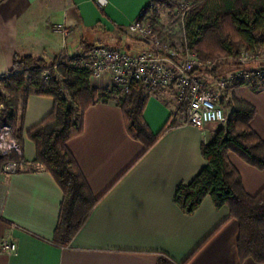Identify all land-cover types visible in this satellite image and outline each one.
<instances>
[{
  "label": "crops",
  "instance_id": "1",
  "mask_svg": "<svg viewBox=\"0 0 264 264\" xmlns=\"http://www.w3.org/2000/svg\"><path fill=\"white\" fill-rule=\"evenodd\" d=\"M150 2L4 0L0 3V75L8 72L16 53L54 61L71 57L91 38L96 44L143 49L145 41L126 30ZM57 24L69 33L64 36ZM93 83L109 87L110 79L105 76ZM250 86L254 90L240 86L238 93L256 107L252 126L264 139V84L258 89ZM148 92L144 118L157 132L179 100L168 93ZM53 105L52 97L30 96L25 129L40 122ZM203 140L201 129L182 123L135 162L144 146L128 135L122 109L114 101L90 106L83 133L69 140L68 147L92 191L105 195L71 243L60 246L53 239L63 193L53 176L42 168L0 173V242L10 239L17 244L14 252L0 250V264H157L161 252L181 262L206 238L186 264H260L252 258L240 260L239 223L229 218L227 205L216 208L208 196L188 215L174 202L176 185L191 181L206 164ZM23 145L32 167L35 145L28 138ZM229 158L249 193L264 186V170L233 152Z\"/></svg>",
  "mask_w": 264,
  "mask_h": 264
},
{
  "label": "trees",
  "instance_id": "2",
  "mask_svg": "<svg viewBox=\"0 0 264 264\" xmlns=\"http://www.w3.org/2000/svg\"><path fill=\"white\" fill-rule=\"evenodd\" d=\"M186 1H193L194 5L184 26L200 62L205 66L210 64L201 69L207 79L219 74L217 69L225 61H237L243 50L264 49V0ZM176 2L151 0L140 16L146 24L158 27L159 35L169 45H176L174 39L182 31L173 33L163 25L161 12L154 11V6L171 10ZM95 45L83 41L80 48L86 52ZM46 70L50 74L49 81L43 78ZM245 83L235 82L223 93L221 105L229 115L213 129L210 139L202 141L201 152L206 164L191 181L176 185L174 202L188 215L195 213L208 196L216 208L227 205L229 218H236L239 223L237 250L240 260L252 258L263 264L264 186L254 194L249 193L240 171L229 158V153L233 152L249 165L264 170V139L252 126L256 107L238 93V88ZM250 84L255 89L260 88L264 76L256 77ZM148 91L141 83H134L125 94L119 88L95 85L91 70L80 64V56L76 53L51 62L42 56L16 53L8 72L0 75V127L10 123L15 138L22 142L28 138L34 143L36 153L32 169L48 171L62 190L60 216L53 239L57 245L71 243L106 193L96 195L92 191L68 147L69 140L83 133L84 115L90 106L114 101L122 109L128 135L144 146L135 162L169 130L183 123L179 113L186 111V105L179 101L165 125L157 132L152 131L144 118L150 97ZM32 95L52 97L54 105L40 122L26 130L28 99ZM4 161L5 157L0 154V166ZM206 240L181 262L161 252L157 264H186Z\"/></svg>",
  "mask_w": 264,
  "mask_h": 264
},
{
  "label": "built area",
  "instance_id": "3",
  "mask_svg": "<svg viewBox=\"0 0 264 264\" xmlns=\"http://www.w3.org/2000/svg\"><path fill=\"white\" fill-rule=\"evenodd\" d=\"M194 2L180 0L177 13L183 38L181 44L169 45L159 35L158 27L145 24L139 17L128 27L127 32L145 41L140 50L97 43L89 51L79 48L80 64L91 70L93 80L100 81L109 76L110 88H119L122 94L130 91L134 83H141L150 92H164L175 96L186 105L182 112V122L202 130L204 140L212 136V124L226 121V109L221 105L223 93L235 82H252L256 77L264 76V49L261 51L243 50L239 62L227 74H217L207 79L201 72L203 65L198 53L191 47L185 28V20ZM56 28L66 36L69 31L63 24ZM181 34V35H182ZM45 81L50 74L43 72ZM0 154L5 161L0 166V173L13 174L32 170L24 158L21 140L12 133V125L4 123L0 127ZM17 244L5 239L0 242V250L14 252Z\"/></svg>",
  "mask_w": 264,
  "mask_h": 264
},
{
  "label": "rangeland",
  "instance_id": "4",
  "mask_svg": "<svg viewBox=\"0 0 264 264\" xmlns=\"http://www.w3.org/2000/svg\"><path fill=\"white\" fill-rule=\"evenodd\" d=\"M189 2L191 3L193 1H189ZM176 3L177 4L171 10L166 9L163 6H158V5L157 6H154V11L157 10L158 12H161V14H160L161 23L163 25H165L166 27H168L171 31H173V33H177V32L180 31V29H179L180 24L177 26V24H178L177 20L179 19V14L177 13V5H179L180 0H177ZM126 34H128V33L126 32ZM182 38H183V34L182 35L180 34L179 36H176L175 39H174V44L180 45L181 44V41H182L181 40ZM94 42H95V39L94 38H91V40H90L89 43H94ZM48 61L51 62V60H48ZM236 62H239V58H238L237 61H234L233 59H230L228 61H225V63H223L221 66L218 67L217 72L220 73V74H227L228 71H231L229 69V67L235 66L237 64ZM225 69H228V71L227 72H224ZM94 81L97 82V80H94ZM241 86H247L250 89L254 90L250 86V84H246L245 83V84H242ZM230 91H233V89H231ZM226 114H227V116L229 115V111L228 110H226ZM216 125L217 124H212V127L213 128H216ZM23 147H24V145H23Z\"/></svg>",
  "mask_w": 264,
  "mask_h": 264
}]
</instances>
